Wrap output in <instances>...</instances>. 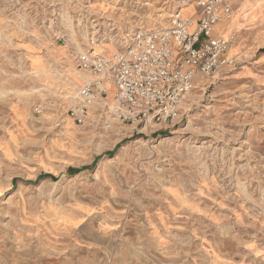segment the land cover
I'll list each match as a JSON object with an SVG mask.
<instances>
[{"label":"rangeland","instance_id":"374dc122","mask_svg":"<svg viewBox=\"0 0 264 264\" xmlns=\"http://www.w3.org/2000/svg\"><path fill=\"white\" fill-rule=\"evenodd\" d=\"M193 2L0 0V264L40 262L51 226L75 210L114 216L125 235L158 218L163 264H264V83L234 81L239 55L163 123L99 104L84 124L68 116L92 80L75 66L91 40L115 46Z\"/></svg>","mask_w":264,"mask_h":264},{"label":"built area","instance_id":"2783aa9c","mask_svg":"<svg viewBox=\"0 0 264 264\" xmlns=\"http://www.w3.org/2000/svg\"><path fill=\"white\" fill-rule=\"evenodd\" d=\"M193 14L173 12L165 27L124 30L114 37L113 54L78 53L75 66L92 77L75 93L76 105L68 116L78 124L88 120V110L98 104L118 120L151 125L173 119L183 99L194 89L195 77H210L221 65L232 39L214 37L212 27L233 13L228 0H195ZM194 18L193 28L191 19ZM95 43L91 40V45ZM112 88V102L106 98ZM36 112L39 110L36 109Z\"/></svg>","mask_w":264,"mask_h":264},{"label":"crops","instance_id":"0c3cea01","mask_svg":"<svg viewBox=\"0 0 264 264\" xmlns=\"http://www.w3.org/2000/svg\"><path fill=\"white\" fill-rule=\"evenodd\" d=\"M228 1L233 13L221 19L224 30L213 36L236 40L225 53L226 58L239 55L245 64L235 73L236 83H264V0ZM226 68H218L210 77L197 75L195 84L210 83L221 70L227 73ZM82 212L75 210V215L51 226L46 235L51 245L40 262L15 259V264H163L164 225L158 218L150 219L141 230L137 222L131 223L125 235L114 216L95 218Z\"/></svg>","mask_w":264,"mask_h":264},{"label":"bare ground","instance_id":"6f19581e","mask_svg":"<svg viewBox=\"0 0 264 264\" xmlns=\"http://www.w3.org/2000/svg\"><path fill=\"white\" fill-rule=\"evenodd\" d=\"M193 4V3H192ZM189 7H191V4H189V5H187V6H183L182 7V10H179V12H180V14L183 16V17H187V18H189L192 14H193V12L192 13H190L189 15H184V13H182L184 10H186L187 8L189 9ZM221 21V20H220ZM219 21V22H220ZM191 22H192V25L190 26V28H189V30H192V28H193V23H194V18H192L191 19ZM218 22V23H219ZM217 23V24H218ZM216 25V24H215ZM214 25V26H215ZM213 26V27H214ZM219 27L221 26V24H219L218 25ZM213 27H212V29H213ZM114 43L113 42H111V44H107V43H101L100 41H98V39L97 40H95V43H94V53H104L103 51H107V49H106V45H108V46H110V45H113ZM114 46V45H113ZM231 46V45H230ZM230 46H229V48H230ZM96 48V49H95ZM114 48H115V46H114ZM228 48V49H229ZM95 50H97V51H95ZM108 54H110V53H108ZM113 54V53H112ZM110 89H111V91H112V88L111 87H109V91H110ZM106 100H107V98H106Z\"/></svg>","mask_w":264,"mask_h":264},{"label":"trees","instance_id":"16d2710c","mask_svg":"<svg viewBox=\"0 0 264 264\" xmlns=\"http://www.w3.org/2000/svg\"><path fill=\"white\" fill-rule=\"evenodd\" d=\"M45 177H50V176H45Z\"/></svg>","mask_w":264,"mask_h":264}]
</instances>
